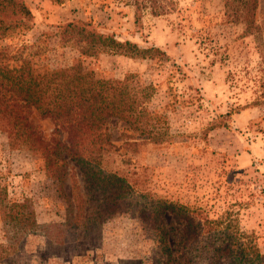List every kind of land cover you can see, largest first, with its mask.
I'll return each mask as SVG.
<instances>
[{
    "label": "rangeland",
    "instance_id": "374dc122",
    "mask_svg": "<svg viewBox=\"0 0 264 264\" xmlns=\"http://www.w3.org/2000/svg\"><path fill=\"white\" fill-rule=\"evenodd\" d=\"M25 1L34 17L31 29L0 38V48H22V57L41 68L68 72L81 63L102 79L131 74L154 88L149 107L164 116L162 142L139 137L113 119L105 169L128 177L141 192L202 207L210 218L229 211L233 224L252 231L264 251V0L256 11L259 38L241 36V25L224 15V0H175L171 13L145 12L137 23L134 7L124 0ZM72 20L166 56L82 55L58 28ZM256 100L260 104L251 105ZM230 111L227 128L209 129ZM33 120L47 141L52 122ZM65 168L62 161L48 167L39 154L0 133V182L11 201L26 200L35 219V234L25 238L22 225H12L0 210V264H154L159 250L153 232L133 209L105 215L84 238L68 228L73 209ZM90 200L88 206L94 205ZM165 220L176 226L170 216ZM176 242L169 240L174 250Z\"/></svg>",
    "mask_w": 264,
    "mask_h": 264
},
{
    "label": "trees",
    "instance_id": "16d2710c",
    "mask_svg": "<svg viewBox=\"0 0 264 264\" xmlns=\"http://www.w3.org/2000/svg\"><path fill=\"white\" fill-rule=\"evenodd\" d=\"M123 2L134 7L136 23L145 12L153 16L171 13L176 3ZM223 6L227 19L241 25V36L259 38L258 0H224ZM33 19L25 0H0V38L31 29ZM58 28L66 40H74L82 55L106 53L158 60L166 56L156 47L140 48L134 42L119 41L82 20H72ZM260 50L264 52V48ZM22 53V48L12 52L0 48V133L10 142L39 154L48 167L59 161L66 165L69 170L61 171L70 180L73 209L68 228L79 238L89 236L105 215L125 207L123 212L137 211L146 229L153 232L159 250L154 264H264V251L255 235L233 224L229 211L210 218L209 211L202 207L192 209L188 204L161 199L151 191L141 192L128 177L105 169L103 157L112 145L107 125L113 119L124 122L139 137L152 143L162 142L164 116L149 107L154 92L151 85H140L131 74L123 80L102 79L81 63L68 72L41 68L28 56L22 57ZM261 65L264 66V55ZM259 104L257 100L251 103ZM34 118L52 122L54 127L47 141L35 129ZM217 118L209 129L227 128L231 111ZM57 135L64 139H57ZM90 199L94 200L92 206H88ZM0 210L12 225H22L20 232L24 237L35 234L34 213L26 206V200L11 201L1 182ZM167 216L174 220L175 227L166 223ZM173 236L177 237L175 250L169 245ZM4 250L5 246L0 245V254Z\"/></svg>",
    "mask_w": 264,
    "mask_h": 264
}]
</instances>
